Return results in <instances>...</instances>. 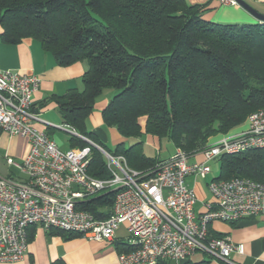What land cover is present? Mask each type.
<instances>
[{
    "label": "trees",
    "instance_id": "1",
    "mask_svg": "<svg viewBox=\"0 0 264 264\" xmlns=\"http://www.w3.org/2000/svg\"><path fill=\"white\" fill-rule=\"evenodd\" d=\"M203 12V6L185 0H0V39L12 45L34 39L61 67L84 62L83 90L52 99L62 123L103 147L86 131V121L97 98L113 91L101 111L103 124L135 142L109 153L144 172L159 160L142 152L141 118L145 134L193 156L244 128L247 117L264 108V23L216 24L205 21ZM69 144L87 146L72 136ZM219 160L215 180L264 184V149ZM88 173L108 177L104 158L94 149ZM111 204L109 196L83 208L101 217L96 210L109 211Z\"/></svg>",
    "mask_w": 264,
    "mask_h": 264
},
{
    "label": "built area",
    "instance_id": "2",
    "mask_svg": "<svg viewBox=\"0 0 264 264\" xmlns=\"http://www.w3.org/2000/svg\"><path fill=\"white\" fill-rule=\"evenodd\" d=\"M215 1L222 6L237 5L234 0ZM39 86L35 75L0 71V130L29 142L20 163L5 158L7 166L24 178L0 176V263L23 258L30 226L80 234L88 241L112 242L124 225L119 245L124 251L118 254V264H182L198 252L223 264H235L231 255L243 254V248L227 236L209 237L207 227L215 221L235 223L264 217V184L247 178L212 179L207 184L211 199L197 214L196 196L186 179L206 178L210 163L223 156L264 149V108L251 113L244 128L214 139L199 153L188 156L175 150L152 170L142 172L64 124L54 128L87 146L60 149L46 131L36 127L41 120L33 110L32 98ZM91 149L103 156L108 177L98 179L88 173ZM197 155L201 161L190 163ZM109 196L112 204L107 217L105 206L96 210L101 217L83 208Z\"/></svg>",
    "mask_w": 264,
    "mask_h": 264
},
{
    "label": "crops",
    "instance_id": "3",
    "mask_svg": "<svg viewBox=\"0 0 264 264\" xmlns=\"http://www.w3.org/2000/svg\"><path fill=\"white\" fill-rule=\"evenodd\" d=\"M244 1L264 15V0ZM185 2L190 5L203 6L202 18L208 22L224 25L257 23L253 16L238 5L222 6L215 0H185ZM86 69L87 65L84 62H78L68 67L58 66L53 56L45 52L40 43L34 39H23L15 45L7 44L0 39V71L10 70L39 77L40 86L32 98L33 110L41 120V123H38L36 127L41 131H46L52 138L54 130H58L54 126L63 125L57 105L52 99L65 95L69 90L82 91L81 79ZM112 95L113 92L107 99L96 100L89 116V119L94 116L90 132L102 145L110 142L123 145L124 142L132 141L134 143V140L121 138L115 128L106 127L103 124L101 111ZM46 100L48 101L44 103ZM139 124L143 134L141 137L142 152L146 157H149L146 154V149L154 148L157 150V154L154 156L156 158L161 149V142L158 143L155 137L145 134V118H141ZM0 141L6 145L5 158L10 157L19 162L25 158L29 149V142L26 138L10 137L0 130ZM132 144H128L126 147ZM156 159L165 160L167 158L158 156ZM194 161H201V156L197 155L189 160L190 163ZM209 175L204 179L193 176L186 179V184L196 196L194 210L197 214L202 212L203 204L211 199L207 184L214 178H209ZM20 176L19 178H24L22 174ZM207 231L213 237L227 236L234 245L243 248V254L234 253L231 255L230 259L235 264H264V217L245 218L235 223L215 221L208 225ZM122 238L123 235L116 234L112 242H94L88 241L80 234L71 233L64 236L57 230L47 232L40 226H30L27 229V249L23 258L15 263L0 264H118V254L120 250L124 249L118 245ZM191 258L188 260L190 263L207 261V264H223L206 256L197 262L192 261Z\"/></svg>",
    "mask_w": 264,
    "mask_h": 264
},
{
    "label": "rangeland",
    "instance_id": "4",
    "mask_svg": "<svg viewBox=\"0 0 264 264\" xmlns=\"http://www.w3.org/2000/svg\"><path fill=\"white\" fill-rule=\"evenodd\" d=\"M249 3L251 4V2L249 1ZM215 23V22H212ZM216 24H220V23H216ZM224 25V24H222ZM113 91L111 90H106L103 92V94H101L98 98L97 101L105 98L107 99V97L109 98L110 95L112 94ZM96 103V102H95ZM94 121V116H92L90 119L88 118L86 121V131L89 133L91 131V124ZM54 141L56 142V144L60 147V149L62 148V150H68L70 149V144H69V139H70V135H68L67 133H64L63 131H58V130H54ZM143 136V134H142ZM152 137V136H151ZM158 143L159 141L160 143V152L159 155H157L156 158H158V156L160 158H167L170 157V155L174 154V147L171 144L170 141H168L167 139H161L159 140L158 138H156ZM132 141L128 142H124L125 147L128 144H132ZM118 143H114L112 144V142H110L109 144H104L103 148L108 151L111 152L113 151ZM172 153V154H171ZM5 154H6V145L4 144V142L2 143L0 141V176H10V177H14V178H19L21 177L19 172L16 171L14 168H10L6 165V159H5ZM146 154L149 156V158H154L155 154H157V150H154V148H149L146 149ZM16 163H20L19 161L15 160ZM220 160H216L213 161L212 163H210V168H211V173L209 175V178H218L220 175ZM104 211H108L107 208L104 209ZM124 225H121L119 230L117 231V235H124ZM202 258H204V255L201 253H196L195 256H192L191 260L194 262L200 261Z\"/></svg>",
    "mask_w": 264,
    "mask_h": 264
},
{
    "label": "water",
    "instance_id": "5",
    "mask_svg": "<svg viewBox=\"0 0 264 264\" xmlns=\"http://www.w3.org/2000/svg\"><path fill=\"white\" fill-rule=\"evenodd\" d=\"M234 1L241 9L253 16L258 23H264V15L260 14L255 9H253L247 2H245L244 0Z\"/></svg>",
    "mask_w": 264,
    "mask_h": 264
}]
</instances>
